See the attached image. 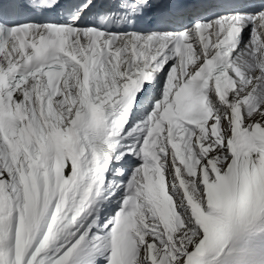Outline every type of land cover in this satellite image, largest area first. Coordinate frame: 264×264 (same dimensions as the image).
Listing matches in <instances>:
<instances>
[{"label": "snow or ice", "instance_id": "1", "mask_svg": "<svg viewBox=\"0 0 264 264\" xmlns=\"http://www.w3.org/2000/svg\"><path fill=\"white\" fill-rule=\"evenodd\" d=\"M0 264H264V0H0Z\"/></svg>", "mask_w": 264, "mask_h": 264}]
</instances>
